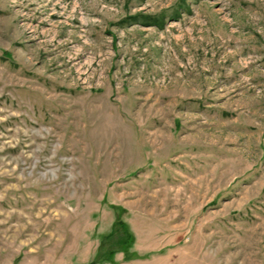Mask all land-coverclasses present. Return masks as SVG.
Instances as JSON below:
<instances>
[{"label": "rangeland", "instance_id": "obj_1", "mask_svg": "<svg viewBox=\"0 0 264 264\" xmlns=\"http://www.w3.org/2000/svg\"><path fill=\"white\" fill-rule=\"evenodd\" d=\"M0 264H264V0H0Z\"/></svg>", "mask_w": 264, "mask_h": 264}]
</instances>
